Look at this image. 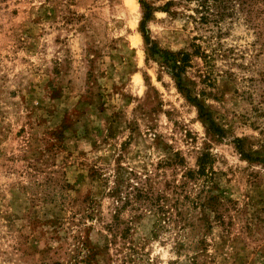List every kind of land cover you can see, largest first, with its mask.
<instances>
[{"label": "rangeland", "instance_id": "rangeland-1", "mask_svg": "<svg viewBox=\"0 0 264 264\" xmlns=\"http://www.w3.org/2000/svg\"><path fill=\"white\" fill-rule=\"evenodd\" d=\"M145 1L202 109L138 0H0V264H264V0Z\"/></svg>", "mask_w": 264, "mask_h": 264}, {"label": "trees", "instance_id": "trees-1", "mask_svg": "<svg viewBox=\"0 0 264 264\" xmlns=\"http://www.w3.org/2000/svg\"><path fill=\"white\" fill-rule=\"evenodd\" d=\"M142 10V18L139 22V31L142 35V38L147 46V49L149 51V55L152 57H159L161 60V66L167 71L168 74L174 79L177 89L184 94L186 100L190 102H196V106L199 109H202V105L198 103L197 97L191 96L190 90L188 87L183 86L182 84V75H184L187 71V68L191 67L193 58H199L205 67L211 66V56L205 52L203 49H201V46L197 43H195L196 38L193 39V41L190 44V51L187 50H178V51H170L167 49H162L159 47V45L152 41L149 35L148 30V22L151 20L152 17V7L150 4H148L145 0H138ZM197 8H195V12L199 14V20L201 23H207L211 20H214L215 15L213 13V8L210 6L209 3H216L217 0H197ZM167 4H165L164 8L167 7ZM211 10V11H210ZM212 71H207V73H202L200 75V82L203 85L202 89L199 91L200 95H208L212 94V89L215 88V81L212 75ZM209 89V90H207ZM216 131H219V129H216ZM211 163V157L209 153H202L197 161V168L195 170H187L184 172V177H187L190 180H194L196 178L204 177L209 178V174L212 172L211 168L210 170H207V164ZM117 188L112 191V193L117 192ZM118 199L120 200L119 194H117ZM126 198V197H124ZM129 199V197H128ZM124 200V204H127L129 200ZM136 199L143 200L140 205L148 207L150 206H156L158 210H160L159 201L161 199V196L159 194L154 195L151 191H143L138 190L136 194ZM210 201V198L207 199V202ZM158 202V203H155ZM201 204H209L201 202ZM164 216V215H162Z\"/></svg>", "mask_w": 264, "mask_h": 264}]
</instances>
